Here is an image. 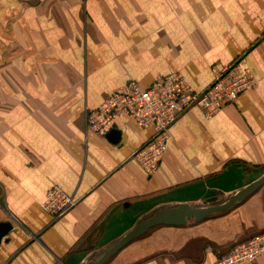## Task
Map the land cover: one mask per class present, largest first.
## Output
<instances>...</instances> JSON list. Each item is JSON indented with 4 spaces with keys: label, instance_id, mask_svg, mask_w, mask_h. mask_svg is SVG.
I'll use <instances>...</instances> for the list:
<instances>
[{
    "label": "crops",
    "instance_id": "1",
    "mask_svg": "<svg viewBox=\"0 0 264 264\" xmlns=\"http://www.w3.org/2000/svg\"><path fill=\"white\" fill-rule=\"evenodd\" d=\"M232 64L255 87L209 117L184 113L153 176L132 158L152 128L119 117L117 142L86 129L85 110L129 81L178 72L201 92ZM263 175L264 0H0V224L12 227L0 264L95 262L154 212L222 204ZM52 186L76 200L57 221L41 209ZM253 194L152 228L104 264H213L264 231Z\"/></svg>",
    "mask_w": 264,
    "mask_h": 264
},
{
    "label": "built area",
    "instance_id": "2",
    "mask_svg": "<svg viewBox=\"0 0 264 264\" xmlns=\"http://www.w3.org/2000/svg\"><path fill=\"white\" fill-rule=\"evenodd\" d=\"M255 85L256 79L250 70L238 64L217 70L212 83L201 92H196L178 72L158 76L149 88L129 81L95 109H86L85 125L98 137H106L122 116L130 118L139 127L152 128V137L132 154V158L147 176H153L167 150L170 130L184 113L197 108L209 117ZM75 204L72 196L52 186L41 209L52 221H57ZM261 256H264V231L234 245L229 253L218 255L213 264H248Z\"/></svg>",
    "mask_w": 264,
    "mask_h": 264
},
{
    "label": "water",
    "instance_id": "3",
    "mask_svg": "<svg viewBox=\"0 0 264 264\" xmlns=\"http://www.w3.org/2000/svg\"><path fill=\"white\" fill-rule=\"evenodd\" d=\"M111 142H117L119 133L117 131H110L106 136ZM264 185V175L256 181L249 184L244 189L238 191L236 194L229 197V199L222 203L213 205L216 198L207 200V204H211L204 208H193L188 204H179L172 208H163L154 212L150 217L138 222L129 232H127L113 247L108 249L97 261L88 262L87 264H104L114 254L125 247L130 241L140 237L152 228L157 226H171L178 227L186 224L188 220L195 222L203 221L208 215L213 213L223 212L231 208L234 204L243 201L246 197L253 194L256 190ZM12 229L8 223L0 224V242L9 231Z\"/></svg>",
    "mask_w": 264,
    "mask_h": 264
},
{
    "label": "rangeland",
    "instance_id": "4",
    "mask_svg": "<svg viewBox=\"0 0 264 264\" xmlns=\"http://www.w3.org/2000/svg\"><path fill=\"white\" fill-rule=\"evenodd\" d=\"M260 192H264V186L263 187H261L259 190H257L254 194H258V193H260ZM253 194V195H254ZM225 199L224 198H218L217 200H216V202H215V204L216 203H220V202H222V201H224ZM218 201V202H217Z\"/></svg>",
    "mask_w": 264,
    "mask_h": 264
}]
</instances>
